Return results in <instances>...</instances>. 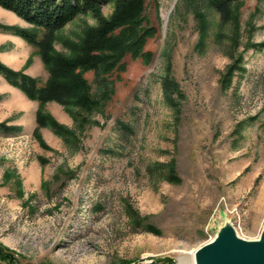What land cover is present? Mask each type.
<instances>
[{
	"label": "rangeland",
	"instance_id": "rangeland-1",
	"mask_svg": "<svg viewBox=\"0 0 264 264\" xmlns=\"http://www.w3.org/2000/svg\"><path fill=\"white\" fill-rule=\"evenodd\" d=\"M210 1L146 0V23L157 30L144 49L152 56L124 58L103 113L79 129L61 104H46L77 131L72 142L48 127L36 138L31 117L19 125L25 102L14 113L0 108V121L10 110L0 122V245L23 264H194L226 223L243 239L260 238L264 0L235 3L227 20ZM115 12L114 3L101 9L106 20ZM4 15L3 32L33 29ZM98 26L92 13L79 15L51 34L50 53L74 58ZM33 48L20 72L33 68L45 84ZM85 77L96 92L94 73Z\"/></svg>",
	"mask_w": 264,
	"mask_h": 264
},
{
	"label": "trees",
	"instance_id": "trees-1",
	"mask_svg": "<svg viewBox=\"0 0 264 264\" xmlns=\"http://www.w3.org/2000/svg\"><path fill=\"white\" fill-rule=\"evenodd\" d=\"M240 2L242 0L210 1L211 6L220 12L225 20L231 18V7ZM112 3L116 5V12L110 20H106L102 17L101 9L104 5ZM145 4L146 0H0L1 8L16 14L33 27L32 30L11 27L1 29L12 31L37 48L49 72L48 81L42 84L40 80L14 71L0 61V76L19 89L29 100L39 104L36 115L37 128L34 131L36 138L40 139L41 128L48 127L67 143L72 142L71 140L76 139L77 131L58 124L45 111L46 104H61L74 119L77 127L84 128L93 121L94 113H103L113 91L111 75L126 71L124 58L127 55L133 59L147 61L151 58L152 54L144 49L157 30L146 23ZM199 12L197 16L201 20L204 16ZM85 13H92L99 26L87 34L76 56L65 58L50 53L51 34ZM40 30L46 32L42 38H39ZM261 47H264V44L257 46ZM233 69L234 65L230 67V73ZM90 72L95 75V84L98 86L96 92H93L92 85L85 77ZM8 177H11V173H7L6 178ZM22 259L0 245V264H23ZM152 264L172 262L160 260Z\"/></svg>",
	"mask_w": 264,
	"mask_h": 264
},
{
	"label": "crops",
	"instance_id": "crops-1",
	"mask_svg": "<svg viewBox=\"0 0 264 264\" xmlns=\"http://www.w3.org/2000/svg\"><path fill=\"white\" fill-rule=\"evenodd\" d=\"M5 12L7 14L11 15V20H16V22L20 24H28L21 18H19L17 15H15L12 12H9L7 10H4L0 7V13H3V16L0 17V21H2L4 18ZM1 16V15H0ZM9 16V15H8ZM9 23V22H8ZM14 23V22H13ZM11 24V23H9ZM34 51V48L30 45H28L23 39L8 33V32H3L0 30V60L9 68L15 70V71H20V70H25V65L30 59L32 52ZM36 63L39 65H36L35 67L40 68V61L37 58H34ZM36 69V68H34ZM29 76L35 78L37 73L33 70V68H30L26 72ZM43 82V81H41ZM44 83V82H43ZM2 93L3 98L0 100V108L7 106L9 109L14 108L11 110V113H14L16 111V106L18 102H25L27 103L28 107L25 110V113L23 114V117H26L24 121L19 120L18 122L19 125L21 126H28L26 125V120L30 121V117L32 118L33 124H36V111L38 109V103L34 101H30L27 99V97L18 89L14 88L11 86L7 80L0 76V94ZM24 103V104H25ZM10 114V110L8 112ZM8 114V115H9ZM8 115L4 118L1 119V121L5 120V118L8 117ZM24 119V118H22ZM14 120V119H13ZM0 121V122H1ZM12 125H16V122H13ZM33 127V126H32ZM38 178V177H37ZM39 182L41 183V176H39Z\"/></svg>",
	"mask_w": 264,
	"mask_h": 264
},
{
	"label": "water",
	"instance_id": "water-1",
	"mask_svg": "<svg viewBox=\"0 0 264 264\" xmlns=\"http://www.w3.org/2000/svg\"><path fill=\"white\" fill-rule=\"evenodd\" d=\"M195 264H264V231L259 239L239 237L226 223L216 237L194 253Z\"/></svg>",
	"mask_w": 264,
	"mask_h": 264
},
{
	"label": "bare ground",
	"instance_id": "bare-ground-1",
	"mask_svg": "<svg viewBox=\"0 0 264 264\" xmlns=\"http://www.w3.org/2000/svg\"><path fill=\"white\" fill-rule=\"evenodd\" d=\"M193 262H194V260H193ZM191 264V263H190ZM195 264V263H194Z\"/></svg>",
	"mask_w": 264,
	"mask_h": 264
}]
</instances>
